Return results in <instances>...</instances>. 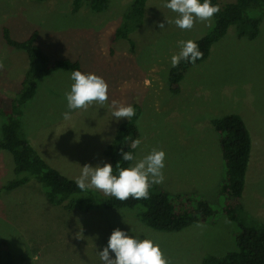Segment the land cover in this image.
<instances>
[{
  "label": "rangeland",
  "instance_id": "rangeland-1",
  "mask_svg": "<svg viewBox=\"0 0 264 264\" xmlns=\"http://www.w3.org/2000/svg\"><path fill=\"white\" fill-rule=\"evenodd\" d=\"M132 1L109 0L103 11L84 2L73 11V0H0V108L9 107L20 92L29 62L24 49L5 41L2 29L7 26L17 40L37 30V42L51 60L78 59L82 72L95 73L109 85L106 104L71 110V119L65 120L72 71L57 69L39 82L33 98L23 105L22 128L51 165L76 180L84 165L109 163L104 150L127 119H115L111 102L138 104L141 144L135 160L153 148L163 150L165 179L159 185L171 193L203 194L218 210L224 162L212 119L238 113L252 139L242 201L250 217L264 223V16L255 38L239 37L236 27H229L209 56L188 68L181 91L173 94L168 74L171 57L180 51L178 42L201 37L214 19L210 25L196 20L191 30H182L174 23L178 14L164 6L165 0H147L142 24L130 33L133 51L125 38L112 41ZM2 123L0 115V138ZM14 176L11 153L0 149V187ZM139 210L90 206L84 193L53 203L45 187L31 178L1 192L0 236L9 242L17 264H102L98 252L116 228L154 240L169 264H202L206 254L224 256L236 249L237 226L220 213L215 222L166 231L144 223ZM110 256L115 258L114 253Z\"/></svg>",
  "mask_w": 264,
  "mask_h": 264
},
{
  "label": "trees",
  "instance_id": "trees-1",
  "mask_svg": "<svg viewBox=\"0 0 264 264\" xmlns=\"http://www.w3.org/2000/svg\"><path fill=\"white\" fill-rule=\"evenodd\" d=\"M84 2L94 11H103L109 4V0H73L72 10H79ZM146 2L147 0L132 1L123 21L113 32L112 41L125 38L134 51L135 41L130 37V33L142 24ZM211 3L218 5L220 11L214 15V24L209 31L193 40L203 53V58L197 59L195 64L209 56L212 45L221 39L231 26L236 27L239 37L255 38L260 32L264 0H234L224 4L219 0H211ZM2 34L10 46L26 51L29 62L20 92L12 99L9 107L0 108L3 118L0 149L11 153L15 175L0 187V195L3 190H13L34 178L45 187L47 196L53 203H62L74 194L84 193L90 206L140 207L138 217L144 223L154 229L166 231H178L197 222L212 223L220 213L237 226L234 232L236 249L224 256L206 254L202 264H264V223L253 220L244 209L242 201L252 139L241 115L228 113L212 119V125L219 134L224 162V176L217 190L218 197L221 198L220 210L203 194L195 191L171 193L159 184L151 185L148 198L139 200L130 197L126 201H120L91 188L82 191L76 186L75 179L63 174L40 154L22 128L23 105L33 98L39 82L57 69L81 71L80 61L69 57L51 60L37 42V30L24 40L13 38L7 26L3 27ZM192 65L194 64L182 60L179 66L170 67L168 85L173 94L181 91V80ZM132 106L136 115L130 121L126 119L119 125L113 141L104 150L113 166V175L117 176V164L127 168L132 163L122 160L121 148L135 156L137 148H132L131 145L136 139H140L136 121L141 107L138 104ZM0 264H17L9 242L1 236Z\"/></svg>",
  "mask_w": 264,
  "mask_h": 264
},
{
  "label": "clouds",
  "instance_id": "clouds-1",
  "mask_svg": "<svg viewBox=\"0 0 264 264\" xmlns=\"http://www.w3.org/2000/svg\"><path fill=\"white\" fill-rule=\"evenodd\" d=\"M166 8L178 14L174 23L182 30H191L196 20L207 21L209 25L215 14L220 11L218 5H213L211 0H168L164 5ZM167 20L168 24L172 21ZM161 30L165 29L164 23L158 24ZM180 51L171 57L172 67L179 66L180 62L186 61L195 64L197 59L203 58V53L193 40H181L178 42ZM3 63L0 62V69ZM71 90L65 93L67 108L69 111L63 113L65 120L71 119V110L87 109L90 104L96 103L104 105L109 100V85L106 80L92 72L84 73L80 70L71 72ZM112 115L116 120L121 118L130 119L136 115L135 109L131 105L112 100ZM141 144L140 139H136L131 147L137 148ZM122 160L132 162L130 167H121L117 164L118 176L113 175V166L105 163L93 167L86 164L81 169V174L76 178V186L80 190L95 188L105 195L112 196L120 201H126L130 197L133 199H147L149 188L153 184L163 183L165 176L166 153L163 150L153 148L149 154L138 161L132 152H120ZM201 226V225H198ZM79 236V234H78ZM110 252L115 254L111 258ZM102 264H169L158 243L149 238L141 239L139 236L129 235L120 228H116L103 251L98 252Z\"/></svg>",
  "mask_w": 264,
  "mask_h": 264
}]
</instances>
